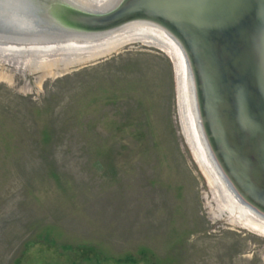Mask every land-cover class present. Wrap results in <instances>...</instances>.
<instances>
[{
    "label": "rangeland",
    "instance_id": "1",
    "mask_svg": "<svg viewBox=\"0 0 264 264\" xmlns=\"http://www.w3.org/2000/svg\"><path fill=\"white\" fill-rule=\"evenodd\" d=\"M153 42L0 54V264H264V234L202 172L175 61Z\"/></svg>",
    "mask_w": 264,
    "mask_h": 264
},
{
    "label": "water",
    "instance_id": "2",
    "mask_svg": "<svg viewBox=\"0 0 264 264\" xmlns=\"http://www.w3.org/2000/svg\"><path fill=\"white\" fill-rule=\"evenodd\" d=\"M132 26L180 49L208 160L264 220V0H0L1 47L98 42Z\"/></svg>",
    "mask_w": 264,
    "mask_h": 264
},
{
    "label": "bare ground",
    "instance_id": "3",
    "mask_svg": "<svg viewBox=\"0 0 264 264\" xmlns=\"http://www.w3.org/2000/svg\"><path fill=\"white\" fill-rule=\"evenodd\" d=\"M76 1L80 2L86 7H90L91 3L93 2V0ZM94 1L96 4H99V6H103L109 0ZM135 39L152 40L154 41V44L166 48L171 53L179 75L178 95L183 129L189 143L191 144L195 156L203 168L202 172H205L210 186L216 187L220 206L224 209V211L226 210L229 216L231 215L230 217L234 218L232 220H235V222L241 226L250 228L251 230L255 229L264 234V220L256 216L252 211L239 202L237 197L232 192H230V190L221 180L216 170L208 160V156L202 142V134L199 130L200 125L198 114L196 112L194 96L189 88L188 72L185 65V60L180 49L165 32L152 26H132L131 28L103 41L80 44L73 42L59 47H0V54L11 56L21 55L25 58V60L32 61V63H40L56 58L87 59L105 55L112 49L123 46L124 44L130 42V40Z\"/></svg>",
    "mask_w": 264,
    "mask_h": 264
}]
</instances>
